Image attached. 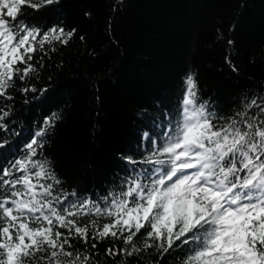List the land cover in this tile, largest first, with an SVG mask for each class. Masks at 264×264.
Here are the masks:
<instances>
[{"label":"snow or ice","instance_id":"obj_1","mask_svg":"<svg viewBox=\"0 0 264 264\" xmlns=\"http://www.w3.org/2000/svg\"><path fill=\"white\" fill-rule=\"evenodd\" d=\"M58 2L0 0L5 133L12 109L3 101L13 100L10 90L46 92L28 83L56 50L46 46L67 45L76 33L30 24L24 9ZM226 63L237 71L227 57ZM182 82L176 120L166 129L157 125L159 142L143 133L152 150L140 161L122 156L132 166L129 175L104 195L62 187L50 161L41 158L43 138L61 117H45L21 155L0 168V264H103L98 245L108 241L103 255L114 264L143 259L149 249L161 259L179 251L176 264H264V94L245 97L224 117L200 99L194 72ZM8 144L0 141V149Z\"/></svg>","mask_w":264,"mask_h":264},{"label":"trees","instance_id":"obj_2","mask_svg":"<svg viewBox=\"0 0 264 264\" xmlns=\"http://www.w3.org/2000/svg\"><path fill=\"white\" fill-rule=\"evenodd\" d=\"M24 11L30 24L76 33L67 45L46 46L56 50L48 51L39 78L28 82L46 92L10 90L13 100L3 101L12 111L4 120L9 131L0 130V141H10L0 149V168L21 155L55 112L61 118L43 138L41 158L65 190L104 195L129 175L132 166L122 156L140 161L152 150L143 133L159 142L157 125L166 129L176 120L189 71L196 74L200 99L224 117L245 97L264 94V0H59ZM110 243L98 245L103 264H114L103 255ZM149 253L128 264H176L181 255Z\"/></svg>","mask_w":264,"mask_h":264}]
</instances>
